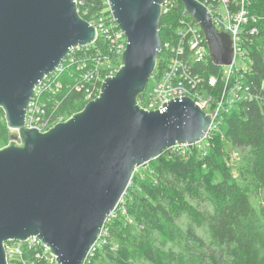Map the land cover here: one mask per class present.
<instances>
[{
  "label": "water",
  "instance_id": "95a60500",
  "mask_svg": "<svg viewBox=\"0 0 264 264\" xmlns=\"http://www.w3.org/2000/svg\"><path fill=\"white\" fill-rule=\"evenodd\" d=\"M164 1L107 0L126 39L118 70L82 111L40 133L24 127L34 87L70 49L93 42L95 30L79 17L74 0H0V109L10 131L0 150V264L3 243L29 237L57 263L81 264L134 169L207 131L210 116L188 98L151 112L137 105L161 49ZM178 1L201 30L210 60L229 66V36L215 30L199 2Z\"/></svg>",
  "mask_w": 264,
  "mask_h": 264
},
{
  "label": "trees",
  "instance_id": "16d2710c",
  "mask_svg": "<svg viewBox=\"0 0 264 264\" xmlns=\"http://www.w3.org/2000/svg\"><path fill=\"white\" fill-rule=\"evenodd\" d=\"M80 1L89 14L104 8L103 0ZM175 2L177 7L160 18L161 43L175 35L184 9ZM245 2L257 18L251 23L257 33L245 44L253 64L244 76L256 99L220 114L219 132L204 155L195 149L189 156L164 151L133 173L123 196L125 212L107 221V244L93 264H264V204L259 199L264 195V0ZM95 46L107 47L102 40ZM161 69L158 57L152 75ZM210 71L218 69L211 66ZM56 98L53 117L68 119L87 103L84 92L72 88L64 87ZM9 142L0 109V150ZM230 152L237 157L233 166Z\"/></svg>",
  "mask_w": 264,
  "mask_h": 264
},
{
  "label": "built area",
  "instance_id": "2783aa9c",
  "mask_svg": "<svg viewBox=\"0 0 264 264\" xmlns=\"http://www.w3.org/2000/svg\"><path fill=\"white\" fill-rule=\"evenodd\" d=\"M74 2L79 17L85 18L83 20L94 28L95 38L87 46L70 49L55 71L34 87L25 110L24 127L40 133L67 120L64 116L53 117V111L60 102L56 98L57 94L65 87L84 92L86 102L95 99L99 94L98 86L118 70L126 46L125 36L111 14L107 0H103V10L93 14L81 8L83 3L80 0ZM199 3L211 17L215 30L229 36L231 64L217 66L210 60L201 30L182 9L175 26V35L161 43L158 57L162 69L159 74L151 75L137 100L141 110L151 112L161 109L173 99L188 98L210 116V124L201 139L190 145L175 144L165 150L183 156H189L192 149L204 155L210 148L212 138L219 132L220 114L239 103L256 99L244 76L253 64L245 44L257 33L256 27L251 24L256 23L257 18L248 13L245 0H202ZM175 7V0H165L160 8V18L168 16ZM248 24L251 26L247 27ZM168 26L163 24L162 28ZM98 40L106 43L104 51L95 46ZM211 66H215L218 71L212 73ZM123 196L105 219L81 264H93L97 252L106 246L109 233L107 221L115 217L117 211L125 212L121 205ZM3 249L5 264H38L40 261L44 264H59L56 256L37 237H29L24 241L9 240L3 243Z\"/></svg>",
  "mask_w": 264,
  "mask_h": 264
},
{
  "label": "rangeland",
  "instance_id": "374dc122",
  "mask_svg": "<svg viewBox=\"0 0 264 264\" xmlns=\"http://www.w3.org/2000/svg\"><path fill=\"white\" fill-rule=\"evenodd\" d=\"M65 119H66V117H64ZM15 143L16 144H19V142H18V140H16L15 141ZM228 157H229V164L231 165V166H233L234 164H233V160L234 159H236L237 157H236V154L234 153V152H230V153H228ZM146 167V164L144 165V166H142V167H137L138 168V170H135L134 172H136V171H138V172H140V169H144ZM136 168V169H137ZM232 172V171H231ZM233 174L235 175V173L233 172ZM130 183V182H129ZM130 185V184H129ZM124 198V197H123ZM122 198V203H121V205H122V207H123V199ZM259 199L261 200V202H262V204H264V195H261V196H259ZM124 214V213H123ZM132 220H130V219H128V223L129 224H131L132 222H131ZM174 250L176 249V247H174L173 248Z\"/></svg>",
  "mask_w": 264,
  "mask_h": 264
}]
</instances>
